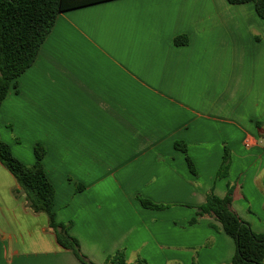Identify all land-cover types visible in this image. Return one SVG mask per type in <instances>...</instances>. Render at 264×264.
<instances>
[{"label":"crops","instance_id":"0c3cea01","mask_svg":"<svg viewBox=\"0 0 264 264\" xmlns=\"http://www.w3.org/2000/svg\"><path fill=\"white\" fill-rule=\"evenodd\" d=\"M187 38L175 44L176 36ZM264 20L251 2L106 0L60 12L0 105V137L33 145L56 221L95 264H231L234 240L195 215L206 192L264 233ZM175 141L186 143L192 174ZM231 163L215 179L223 147ZM81 184V189L76 188ZM164 209L143 207L136 196ZM0 264H82L0 164Z\"/></svg>","mask_w":264,"mask_h":264},{"label":"trees","instance_id":"16d2710c","mask_svg":"<svg viewBox=\"0 0 264 264\" xmlns=\"http://www.w3.org/2000/svg\"><path fill=\"white\" fill-rule=\"evenodd\" d=\"M106 0H0V105L15 79L34 62L39 48L50 32L57 15L65 10L102 2ZM231 4L251 2L257 15L264 20V0H226ZM175 44H186L187 38L176 36ZM264 122L256 121V125ZM174 148L183 153L189 171L196 174L186 143L175 141ZM46 149L41 143L33 145L34 162L25 164L11 151L8 143L0 137V164L15 179L19 190L24 194L25 203L34 213L47 216L48 227L54 234L59 246L69 250L82 264H95L82 251L77 239L69 232L71 222L56 221L53 210L54 186L47 178L42 159ZM231 163L230 149L224 145L220 165L215 179L228 175ZM83 186L76 184L79 190ZM233 186L227 184L223 197L217 196L210 188L203 203L193 206L195 215L188 221L189 225L197 223L200 218H209L219 223L220 227L210 223L213 229L222 231L231 237L235 250L231 264H264V233L254 232L250 225L239 217L232 207ZM145 208L164 209L167 205L156 204L149 199L136 196ZM106 264H132L126 261L124 249L120 248L105 259ZM137 264H147L137 259ZM193 264H196L193 261Z\"/></svg>","mask_w":264,"mask_h":264}]
</instances>
